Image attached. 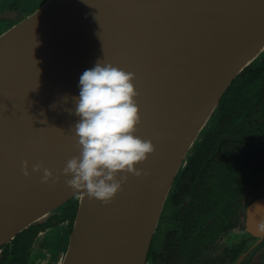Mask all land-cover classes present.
Instances as JSON below:
<instances>
[{"label": "water", "instance_id": "water-1", "mask_svg": "<svg viewBox=\"0 0 264 264\" xmlns=\"http://www.w3.org/2000/svg\"><path fill=\"white\" fill-rule=\"evenodd\" d=\"M0 19L16 18L5 11ZM263 50L264 0H46L2 31L0 253L19 232L77 198L61 264H100L99 256L90 263L85 257L106 236L97 225L107 212H115L120 228L115 250L103 254L108 264H146L187 151L231 82ZM98 59L134 73L135 131L154 151L136 165L143 174L130 173L122 184L121 207L94 201L99 215L90 218L80 214L81 192L66 184L62 169L79 153L73 128L79 76ZM37 162L58 178L42 183V172L31 167Z\"/></svg>", "mask_w": 264, "mask_h": 264}, {"label": "flooded vegetation", "instance_id": "flooded-vegetation-1", "mask_svg": "<svg viewBox=\"0 0 264 264\" xmlns=\"http://www.w3.org/2000/svg\"><path fill=\"white\" fill-rule=\"evenodd\" d=\"M8 9L14 22L26 15L15 6ZM235 94L228 96L226 122L219 120L217 107L213 112L209 153H193V146L175 175L148 264H158L161 256L163 264H264V235L256 228L260 217L249 212L256 200L264 205V90L247 91L250 96L238 104ZM59 223L69 224V219ZM51 227L36 232L23 264L55 263L59 254L52 260L34 258L44 250Z\"/></svg>", "mask_w": 264, "mask_h": 264}, {"label": "clouds", "instance_id": "clouds-1", "mask_svg": "<svg viewBox=\"0 0 264 264\" xmlns=\"http://www.w3.org/2000/svg\"><path fill=\"white\" fill-rule=\"evenodd\" d=\"M133 79L134 73L98 59L80 74L79 92L73 97L79 117L73 126L79 153L66 161L62 172L71 188L105 203L121 189L128 173L143 174L136 165L154 151L152 141L135 131L140 115ZM31 167L42 172V183L58 178L40 162ZM22 170L30 174L27 160ZM253 207L249 212L259 215L256 228L264 235V205L257 202Z\"/></svg>", "mask_w": 264, "mask_h": 264}, {"label": "trees", "instance_id": "trees-1", "mask_svg": "<svg viewBox=\"0 0 264 264\" xmlns=\"http://www.w3.org/2000/svg\"><path fill=\"white\" fill-rule=\"evenodd\" d=\"M13 23L15 22L10 23L9 25L11 26ZM232 83L234 84V86L232 85ZM260 89L264 90V58L261 62L254 61L249 64L241 73L236 76L233 82H231L226 92L219 100L217 106V109L220 112V120L226 117V110L228 105V100L226 98L227 96H229L232 90H236L235 104H238V102L242 103L243 99H246L250 96L249 94H247V91ZM210 131L212 130L209 126V130H207V132L205 133L206 136L202 139L201 142H199L198 146H194V149L192 150L193 153H200L204 151L209 153ZM76 207L77 198H74L73 200L61 206L56 211V213L53 216H49L45 222L29 225L26 229L19 232L9 243H6L2 246L0 257L3 258L11 254L12 258L9 264H23L24 258L28 254V250L31 246L36 232L39 229H44L46 227H50L51 225L53 226L55 223L61 222L66 218L69 219V226L72 227L74 216L76 213Z\"/></svg>", "mask_w": 264, "mask_h": 264}, {"label": "rangeland", "instance_id": "rangeland-1", "mask_svg": "<svg viewBox=\"0 0 264 264\" xmlns=\"http://www.w3.org/2000/svg\"><path fill=\"white\" fill-rule=\"evenodd\" d=\"M45 1L46 0H0V13L9 10L8 8L10 6H15L19 13H21L23 15L24 14L28 15V14H31L32 12H34L35 10H37ZM12 22H14V20H11V19H7V20L0 19V33L2 31H4L6 28H8L10 26L9 24L12 23ZM261 56H264V50L261 53H259L254 58V60L252 62L260 60ZM232 85L234 86L233 83H232ZM232 91L230 93H232ZM226 99L229 100L228 96H227ZM219 120H220V118H219ZM227 120H228V118L226 116V117H224V119H222L220 121L221 122H226ZM212 122H213V113L210 115V117L207 120L206 124L204 125V127L202 128V130L200 131L198 136L195 138V140L191 144L189 150L187 151V154L190 153V150H192L193 146H195V145L198 146L199 142H201L202 139L206 136L205 133L207 132V130H209V126L211 127V130H212V128H213V123ZM204 128H206V129H204ZM212 134H213V132L210 131V137H212L211 136ZM183 161H185V158H184ZM223 178L225 179V177H223ZM172 184H173V182H172ZM165 201L166 200H164L161 212L159 214L158 221H157L156 226H155V230L157 228L159 219L162 217L163 209H164V206H165ZM155 230H154V233H155ZM70 232H71V227L69 226L68 223H65V224H60V223L59 224H54L50 228V230L46 233L45 237L43 236L44 239L42 237V235H43L42 234L41 238L38 240V241L41 242V240L43 239V242H42L41 245L44 247L45 252H44L43 249H41L40 252H36V254L34 255V258H35V256L37 257L40 254L39 256L41 258L46 256L45 260H48L49 257L51 256V260H52L53 257L55 258L59 254L58 258H57V260L55 261L54 264H61L62 259L64 257V252H65L67 244H68V238H69ZM154 233H153L152 237H154ZM38 241H35V246L33 247V249L37 246V242ZM33 252H35V250H33ZM43 254H45V255H43ZM46 254H49V256L46 255ZM0 255H1V253H0ZM11 258H12L11 254L7 255V256H5L3 258L0 257V264H9V262L11 261ZM42 261L43 260L41 259L40 262H42ZM156 262L158 264H163L162 256L158 257L156 259ZM38 263H39V261H38ZM50 263L52 264L53 260ZM146 264H148L147 260H146Z\"/></svg>", "mask_w": 264, "mask_h": 264}, {"label": "bare ground", "instance_id": "bare-ground-1", "mask_svg": "<svg viewBox=\"0 0 264 264\" xmlns=\"http://www.w3.org/2000/svg\"><path fill=\"white\" fill-rule=\"evenodd\" d=\"M51 65H49L50 67ZM48 67V65H47ZM129 174H127V181L129 178ZM124 184V183H123ZM123 186H121V189L113 196V198L110 200L111 202H113L114 207L116 208H120L121 207V201H122V196L123 194H121V190H122ZM100 200L98 198H89L87 195H83L82 192L80 193L79 196V212L80 214H84V215H88L89 217L91 215H99L97 212H95L93 210V203L94 201ZM115 214V212H107L105 215L106 217H98V227L100 225V227H103L104 229L102 230L107 238H108V242L106 243L105 241L107 240L106 236H102L101 238L97 237L94 242L88 246V250L89 252H86V257L85 260H87L89 263L98 259V256L100 257V264H108L107 260L105 259V257L103 256V254H111L113 253V250H115V247L112 245V239L118 238L119 237V232H120V228L116 227V223L113 221V215ZM91 218V217H90ZM107 256V255H106Z\"/></svg>", "mask_w": 264, "mask_h": 264}]
</instances>
